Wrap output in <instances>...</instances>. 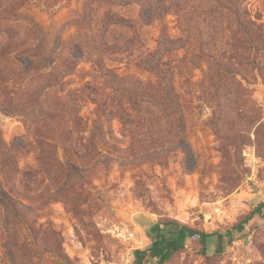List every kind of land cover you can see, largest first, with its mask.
Listing matches in <instances>:
<instances>
[{
  "label": "rangeland",
  "instance_id": "1",
  "mask_svg": "<svg viewBox=\"0 0 264 264\" xmlns=\"http://www.w3.org/2000/svg\"><path fill=\"white\" fill-rule=\"evenodd\" d=\"M230 1L253 48L234 24ZM105 11L140 26L141 13L148 15L141 47L106 60L109 73L98 68L90 23ZM160 34L172 41L165 59L184 107L192 172L183 170L176 147L165 151L178 134L167 133L159 97L143 98L131 87L132 77L158 82L136 61L157 50ZM21 41L55 51L57 72L50 81L21 74L11 98L0 91V144L11 150L8 165L0 166V186L17 201L14 211L0 203V264H59L27 251L23 222L34 229L36 246L59 249L70 264H132L159 219L212 234L264 204V0H227L217 9L213 0H0V77L22 67L6 55L20 49L7 44ZM77 47L80 58L65 68ZM203 52L234 76H221ZM25 83L30 96L18 91ZM87 87L125 110L128 92L133 103L145 101L142 119L132 117L133 138L117 115L97 112ZM62 108L71 115L48 117ZM67 139L77 146L70 149ZM87 142L91 158H75ZM142 155L148 159L132 161ZM101 159L104 165L94 162ZM168 264H264V219L255 216L230 242L211 236L206 256L185 251Z\"/></svg>",
  "mask_w": 264,
  "mask_h": 264
},
{
  "label": "trees",
  "instance_id": "2",
  "mask_svg": "<svg viewBox=\"0 0 264 264\" xmlns=\"http://www.w3.org/2000/svg\"><path fill=\"white\" fill-rule=\"evenodd\" d=\"M218 8H222L227 0H213ZM232 13L235 26L242 32L245 42L251 48L255 45L251 40L248 30L244 27V23L240 15H238L233 1L228 2ZM148 16V15H147ZM146 15L144 12L140 15L141 26L124 17L122 14L105 11L102 13L99 19L92 20L91 27L96 31V43L98 45V61L97 65L100 71L109 73V68L106 66V60L115 58L120 55H124L132 52L135 49L141 47L142 36L139 29L148 26L146 24ZM158 41V47L155 52L145 54L139 57L136 61V66L143 67L154 73L158 79V82L151 83L142 81L138 78L132 79V88H136L140 96L143 98H150L158 96L161 101V110L163 118L166 121L167 133L172 131L177 132V137L174 141L169 139L165 142L166 150L171 151L173 147H176L182 155V167L185 172H192L196 165V160L192 149L185 138V128L183 119V104L179 101V95L175 92L172 85V74L173 68L169 64V60L165 59L167 53L172 51V41L167 39L165 36L160 34ZM15 48H20L19 51H9L6 53L7 56H11L13 61L17 64L22 65L18 68L17 75L12 77H0V91L7 93L8 97L11 98V94L16 88L17 77L21 74L33 72L34 75L40 77H46V81H50L54 73L57 72V68L52 67L54 62L55 51L46 50L42 43L36 45H29L27 42L21 41L18 43H9L7 47L12 45ZM16 52V53H14ZM80 49L74 50L69 53L66 59L65 68L69 69L73 67L75 62L80 58ZM202 53V52H201ZM208 56L211 61L218 68L221 76L224 78H232L234 74L228 72L224 66L218 62V60L209 53H204ZM26 62L27 65L24 64ZM24 65V66H23ZM52 67L51 72L47 75L42 76L44 70ZM236 75V74H235ZM123 79V78H122ZM121 79V80H122ZM120 80V81H121ZM18 84V83H17ZM87 90L94 92L96 98L92 99L96 105L97 112L102 114L106 119L117 115L120 122L122 123L125 131L128 135L134 136L138 129V123L132 117L141 118L142 112L144 111L145 101L135 104L132 102V94L128 92V98L126 105L129 109H122V105H117L112 102L111 98L105 94H98L96 88L87 87ZM18 91H23L24 95L30 96V91L26 87V83L22 85ZM18 92H15V94ZM4 112H8V109L1 106ZM122 107V108H121ZM127 110L133 113L130 116ZM71 115L66 109L62 108L55 112L47 114L50 118H60ZM142 119V118H141ZM70 122L75 126L74 119ZM67 144L70 149H74L77 145L73 144L70 139H67ZM11 150L0 144V166L6 167L9 163L8 153ZM92 144L87 142L83 147V152L73 153L75 158L86 160L90 159L92 153ZM148 159L147 155L137 156L132 159L134 162H142ZM106 159H101L94 162L96 164L104 165ZM76 168V167H73ZM77 170V169H73ZM0 203L7 210L14 211L17 201L10 196L0 186ZM258 216L264 219V204H259L252 211L249 212L243 219L233 225L230 229L224 232L207 233L204 230L192 227L188 224L182 223L175 219H159L153 225H151L148 231V237L150 244L148 247L143 249H136L134 251V259L132 264H168L171 259L178 253L185 251H191L206 256L207 242L211 236H217L220 239H225L228 242L234 239L236 233H242L247 224L255 217ZM22 222V220H21ZM26 233L25 247L27 251L37 257L49 256L54 258L59 264H70L69 259L59 249L53 250L41 248L35 245L36 235L34 229H32L27 223H22Z\"/></svg>",
  "mask_w": 264,
  "mask_h": 264
}]
</instances>
